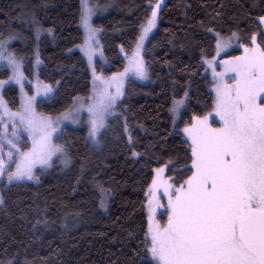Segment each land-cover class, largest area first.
Wrapping results in <instances>:
<instances>
[{
  "label": "trees",
  "instance_id": "obj_1",
  "mask_svg": "<svg viewBox=\"0 0 264 264\" xmlns=\"http://www.w3.org/2000/svg\"><path fill=\"white\" fill-rule=\"evenodd\" d=\"M91 1L106 60L98 68L106 74L126 67L157 12L158 29L144 51L151 82L127 81L98 146L85 127L66 126L56 143L68 161L56 160L37 181L0 183V264H157L147 192L160 166L177 187L195 171L182 129L215 107L205 60L215 55L217 35H237L244 46L258 42L264 50V0ZM81 18L82 0H0V44L16 36L11 48L26 75L37 71L56 86L38 101L42 113L62 114L92 91V71L78 48ZM10 75L0 66V80ZM4 96L11 109L20 108L17 87H6ZM184 97L174 124L172 104Z\"/></svg>",
  "mask_w": 264,
  "mask_h": 264
},
{
  "label": "snow or ice",
  "instance_id": "obj_2",
  "mask_svg": "<svg viewBox=\"0 0 264 264\" xmlns=\"http://www.w3.org/2000/svg\"><path fill=\"white\" fill-rule=\"evenodd\" d=\"M152 16L150 26L156 13ZM82 22L91 58L95 30L87 9ZM245 51L228 69L236 73L235 84L217 86V115L223 127L212 129L204 118L184 130L192 140L195 171L175 189L174 200L170 197L167 225L150 229V251L157 264H264V102L257 103L264 93V51ZM142 67L138 65L141 75ZM99 103L103 105V99ZM89 111L96 115L95 109ZM27 123L30 131L42 135L9 180L33 179L34 164L48 163L59 150L51 145L55 129L48 130L50 121L33 116ZM91 124L89 134L94 136L103 126L102 115Z\"/></svg>",
  "mask_w": 264,
  "mask_h": 264
},
{
  "label": "rangeland",
  "instance_id": "obj_3",
  "mask_svg": "<svg viewBox=\"0 0 264 264\" xmlns=\"http://www.w3.org/2000/svg\"><path fill=\"white\" fill-rule=\"evenodd\" d=\"M165 2L166 0H162V4ZM160 7L161 5H159V8ZM86 9L88 10L89 25L95 30V36L91 42V58H89V52L85 49L87 30L83 25L82 18L81 28L84 33V40L78 48L86 57L92 71V91L87 97L78 99L70 109L62 114L51 116L39 111L37 106L38 101L51 98L55 92L56 86L43 81L38 76L37 71L33 78H29L26 75L23 58L11 48L16 36H12L5 40L3 44H0V66H7L11 72L9 78L0 80V165L3 167V174L0 175V183L4 180L8 184L37 181L41 177L39 171H42L43 173L50 171L56 160L63 162L68 161V157L63 147L56 143V137L66 126L76 128L85 127L90 142L94 146H98L102 130L111 116L115 113L118 102L124 96L127 81L133 79L141 83L151 82L149 67L144 57V51L151 37L158 29L159 19L157 12L154 18V24L152 26L149 25V21L153 20L151 17L142 27L139 39L131 52L126 67L119 72L106 74L103 69L98 68V62H102L106 65L100 39L101 30L96 27L94 23L99 15V9L93 7L91 0H82V16L85 14ZM259 21L264 29V17L259 18ZM145 29H148V31L145 32ZM141 37H143V39H141ZM218 44H220L219 48L217 47ZM246 49L249 51L254 49L257 51H264L258 42H254L252 46L248 47L240 42L237 35L227 38L217 35L215 55L214 57L205 60L206 71L214 82L213 91L216 96L215 107L211 112L194 118L192 123L183 127V136L190 143L191 148L192 140L184 130L186 128H191L198 120H204V118H207V125L212 129L223 127V121L220 116L217 115V86L222 84H235L236 73L229 71L228 69L230 63L235 64L237 62L236 58L244 57L246 55ZM236 50L239 51L235 52ZM38 64L39 59L37 58V65ZM141 64L143 66V75H141L138 70V65ZM10 85L17 87L20 92L21 106L18 110L11 109L4 96L5 88ZM109 97H115L114 101H110L108 99ZM101 99L104 101L103 105H100L99 103ZM186 99V97L176 99L172 104L171 117L174 124L180 121L181 113L186 105ZM262 102H264V93H261L257 100V103ZM90 108L95 109L96 115L89 111ZM100 115L103 117V126L96 131L94 136H92L89 134L92 128L91 121L93 119L99 120ZM33 116L37 120L45 118L50 121L51 128L48 130L51 131V129H55V131H52L51 145L53 148L59 150L54 151L48 163L44 164L37 162L34 164L32 168L33 179L13 178L9 180V174L17 171V165L22 164L25 159L24 154L33 152L34 141H38L42 135L38 130H29L27 121ZM166 168L167 166L164 165L155 169L153 181H156V184L154 185L152 181L147 192L149 239H151V230H155L157 226L162 229L167 225L168 215L170 214V197L174 200L175 189L182 186L177 187L172 183V181L166 176ZM169 185L171 187H168ZM183 185H185V183Z\"/></svg>",
  "mask_w": 264,
  "mask_h": 264
}]
</instances>
